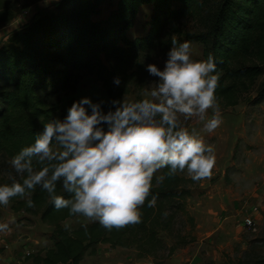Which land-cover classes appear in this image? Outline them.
<instances>
[{
  "label": "trees",
  "instance_id": "obj_1",
  "mask_svg": "<svg viewBox=\"0 0 264 264\" xmlns=\"http://www.w3.org/2000/svg\"><path fill=\"white\" fill-rule=\"evenodd\" d=\"M104 1L111 3L61 0L0 44V161L17 179L11 158L34 142L43 122L67 115L69 107L62 105V92L76 73L95 75L102 82L109 100L92 101L102 102L107 111L111 101L122 99L134 84L144 81L149 74L144 61L155 54L166 55L173 39L182 42L184 36L201 43L198 59H207L210 53L214 56L219 107L238 105L254 87L257 96L251 104L264 101V0H117L106 17L94 18L102 13ZM19 2L0 0V26L15 18ZM144 4L152 5L144 21L147 32L131 39L127 31ZM185 20H193L199 29L185 32L181 27ZM117 77L119 85L114 83ZM140 98L139 94L136 100ZM167 173V168L161 169L163 182L154 176L152 195L140 209L141 222L119 230H108L99 222L77 223L66 230V220L81 216H70L68 209L56 210L40 186L30 195L34 208L27 206L28 197L12 198L14 212L38 216L52 228L53 245L27 258L36 264H79L87 251L95 253L102 243L132 248L140 258L155 257L163 250L172 255L187 246L195 236L179 231L176 223L181 214H187L189 223L195 225L186 208L191 195L187 184L193 180L182 173ZM8 177L0 184L11 183ZM57 191L67 198L59 184ZM153 196L155 205L149 207ZM164 236L174 242L169 245ZM256 263L264 264V259Z\"/></svg>",
  "mask_w": 264,
  "mask_h": 264
},
{
  "label": "clouds",
  "instance_id": "obj_2",
  "mask_svg": "<svg viewBox=\"0 0 264 264\" xmlns=\"http://www.w3.org/2000/svg\"><path fill=\"white\" fill-rule=\"evenodd\" d=\"M147 71L156 83L140 99L113 100L104 111L102 102L83 97L63 119L43 122L34 142L11 158L20 179L9 175L11 183L0 184V205L28 197L27 206L34 208L30 195L40 186L56 210L119 230L141 222L140 209L160 169L167 168L168 176L186 172L193 181L210 179L215 149L186 122L196 118L208 133L222 123L214 56L193 59L190 43L173 39L163 67L149 63ZM157 179L163 182L165 176ZM13 223L14 218L0 222V233Z\"/></svg>",
  "mask_w": 264,
  "mask_h": 264
},
{
  "label": "rangeland",
  "instance_id": "obj_3",
  "mask_svg": "<svg viewBox=\"0 0 264 264\" xmlns=\"http://www.w3.org/2000/svg\"><path fill=\"white\" fill-rule=\"evenodd\" d=\"M61 0H20L15 18L0 26V44L9 35L25 27L33 20L54 9ZM117 0L102 2V13L94 18L106 17ZM152 5L140 7L134 26L127 31L131 39L145 34V18L151 13ZM185 32H194L199 26L193 20L181 23ZM191 45L193 59L202 57L201 43L182 37V42ZM166 55L155 54L144 61L163 67ZM156 78L149 74L141 84H134L130 94L123 96L136 100L145 96L155 86ZM261 80L258 82V84ZM257 96L254 87L234 107H220L221 125L212 133L203 130V122L192 118L187 121L189 129H195L205 142L215 149L216 164L210 179L188 182L191 195L187 199L188 214L194 218V227L187 214H181L176 228L195 236L187 246L178 248L172 255L167 250L155 257L140 258L132 248H112L105 243L97 245L96 252L87 251L79 264H257L264 259V101L251 104ZM109 100L102 82L92 74L80 71L73 77L70 86L62 92V105L70 107L73 98L79 100ZM211 115V110H209ZM59 118V117H58ZM8 168L0 161V181L10 175ZM161 169L155 174L160 176ZM190 178L186 172L182 173ZM258 207L256 230L245 225V217ZM15 219L10 231L0 233V264H36L28 254L53 245L50 239L52 228L38 216L14 212L11 203L0 205V222ZM89 222L83 217L68 219L70 227ZM171 245L174 240L164 236Z\"/></svg>",
  "mask_w": 264,
  "mask_h": 264
},
{
  "label": "built area",
  "instance_id": "obj_4",
  "mask_svg": "<svg viewBox=\"0 0 264 264\" xmlns=\"http://www.w3.org/2000/svg\"><path fill=\"white\" fill-rule=\"evenodd\" d=\"M258 213V207L255 206L253 207V211L248 214L245 217V225L248 226L249 228H251L252 230H256V214Z\"/></svg>",
  "mask_w": 264,
  "mask_h": 264
},
{
  "label": "crops",
  "instance_id": "obj_5",
  "mask_svg": "<svg viewBox=\"0 0 264 264\" xmlns=\"http://www.w3.org/2000/svg\"><path fill=\"white\" fill-rule=\"evenodd\" d=\"M103 245H105V243L99 244L98 246H99V247H100V246L103 247Z\"/></svg>",
  "mask_w": 264,
  "mask_h": 264
}]
</instances>
